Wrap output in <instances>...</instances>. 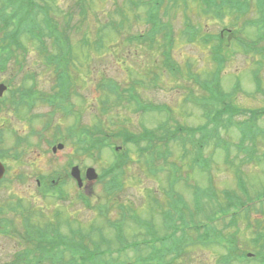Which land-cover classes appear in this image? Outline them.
<instances>
[{
    "label": "rangeland",
    "instance_id": "obj_1",
    "mask_svg": "<svg viewBox=\"0 0 264 264\" xmlns=\"http://www.w3.org/2000/svg\"><path fill=\"white\" fill-rule=\"evenodd\" d=\"M139 1L142 4L136 15L130 4L134 0H82L85 8L92 7L87 12L79 7V0H35L38 9L32 16L39 29L34 33L24 29V21L20 23L21 27H17L15 23L5 24L8 22L0 18L1 52V47L9 41L15 43L7 49L10 59L0 64V82L9 87L4 95L7 100L0 105V150L6 155L3 160L6 174L0 182V231L3 228L5 233L0 232V264H25L22 252L38 250L42 244L30 237L34 235L31 231L28 233V230L36 229L38 234L41 230L51 233L58 228L69 239L79 229L89 241L101 245L94 255L95 264H124V261L134 262L137 257L144 260L143 264H219L218 259L230 248L234 249L233 254L260 250V246H255L250 240L253 231L247 227V221L254 224L264 212V204L254 206L246 222V216L242 214L233 223L230 218L220 217L223 201L216 205L211 202L213 198H209L211 206L209 203L200 214L195 213L194 208L195 195L199 192L195 189L197 186H212L220 198L224 189L237 190L243 198L264 192V55L261 50V53L252 54L246 48L253 46L257 32L251 26H245L242 19L234 24L230 17L204 13L198 0H188L186 7L169 8L168 12L162 0ZM5 2L9 3L8 0H0V8L5 6ZM12 8L9 5L4 16H11ZM187 18L191 19L187 22L188 26L193 25L199 33L197 39L182 33ZM43 19L50 21L49 26ZM169 20L176 29L174 44L166 45L169 39L163 42V32L158 34L159 42L155 44L149 38L150 29L159 22L160 29L169 28L162 26ZM225 27L232 28L233 32L226 34L229 39L222 51L226 61L221 63L223 73L219 78V91L226 93L231 105L225 104L229 109L233 106L234 111H224L218 129L210 134L214 137L209 144L204 143L202 156L211 157L213 163L209 173L196 164L192 165L196 147L194 150L190 145V157L183 160L180 141L169 140L167 144L163 139L165 133L160 135L157 129L165 120L164 123L174 130L178 125L200 128L192 137L197 144L203 128L210 126L198 103L187 101L191 91L201 92L190 75L199 74L201 81L212 77L217 68L216 61L212 59L213 47L202 42L200 35L219 33ZM14 30L16 33L8 34ZM136 34L143 37L130 41L129 38ZM39 36L47 43L45 52L33 40L41 43ZM55 36L70 45L69 54L62 57H66L64 62L69 63L72 72L70 102L75 112H78L77 108L82 109V113L79 111L81 118L68 109H63L54 117L47 114L45 118L50 110L46 104L37 102V107L29 111L20 99L22 91L35 90L47 97L56 90H52L55 75L44 60L45 56L61 55L58 45L50 44ZM89 37H102L104 47L99 49L94 46L91 50L84 47L82 40ZM165 50L169 53V61L179 66L183 73L176 71L172 74L164 67L162 59L167 57ZM78 53L90 55L86 64L77 58ZM0 57H5L4 53ZM254 73H258L259 84L253 79ZM103 80L118 83V88L104 87ZM14 92L15 96H12ZM139 102L155 104L156 111L139 112ZM223 103L221 109L225 106ZM228 117L236 124L226 126L224 123ZM78 118L81 119L79 123ZM49 121L50 125L45 130V123ZM239 121H253L260 128L253 140L244 144V148ZM69 129L80 134L78 141L71 139ZM146 129L156 132L158 137H154L152 147L143 152L141 149L149 140L141 139L136 145H125L122 139L112 138L123 145L122 152L128 161L121 177L124 187L112 191L108 174L100 179L98 174L105 172L116 151L108 147L90 150L86 148L89 146L86 137L88 139L93 134L98 140L101 133L103 136H115L121 131L138 136ZM218 134L231 145L230 162H227L224 149L214 146ZM183 136H188L185 131ZM18 137L23 138L20 144L16 143ZM58 143H62L63 147L53 152L52 147ZM169 144L171 153L165 158L162 155ZM15 152L20 154L18 159L13 157ZM252 153L256 154V159L248 160ZM71 161L80 166L83 175L89 167L97 172L95 178L86 181L85 188H78L69 176ZM172 164L181 168L178 178L170 176ZM238 173L244 180L241 188L238 186ZM210 174L212 182L209 181ZM39 179L41 183H38ZM63 179L66 180L64 184ZM45 181L51 186L46 187ZM172 191L184 199V206L176 204L180 211L174 212V216L184 222L192 218L199 226L206 224L207 220L217 219L214 224L221 246L198 244L180 256L162 255L164 259L152 253L155 241L159 244L163 240L152 237H170L172 232H168L163 216V211L169 209V194ZM203 200L208 202L206 197ZM154 229L158 231L157 235L152 231ZM200 232H204L202 227ZM76 237L68 243L73 248L75 242H79ZM211 237L214 235L211 234ZM51 242L53 250L62 247L60 243ZM93 244L90 246L94 247ZM108 248L110 250L107 251ZM120 249L123 251L118 252ZM261 249L264 250V246ZM69 257L65 258L67 262ZM51 259V263L46 260L44 264L63 263L58 253H54ZM83 264L91 263L85 261ZM231 264L264 262L258 259L242 262L235 257Z\"/></svg>",
    "mask_w": 264,
    "mask_h": 264
},
{
    "label": "trees",
    "instance_id": "obj_2",
    "mask_svg": "<svg viewBox=\"0 0 264 264\" xmlns=\"http://www.w3.org/2000/svg\"><path fill=\"white\" fill-rule=\"evenodd\" d=\"M170 1L171 2L169 3V8L171 9V8H174L176 6V4H175V2H173V0H170ZM206 1L210 4H212L213 6H215V4L218 0H203L204 3H206ZM19 3H20V7H23L24 4H27V7H29V8L31 7V4H32L31 0H19ZM91 3H92V1H91ZM77 4L79 5V7H82L81 9H85L84 10L85 12H87V10L90 11V9L92 8L91 6L89 7L90 9L88 7L85 8V5L83 4L82 0H79V2ZM177 7L178 6H176L175 8H177ZM33 11H34V7H33ZM5 13L6 12L4 10V7L0 8L1 17L3 20H6L7 22H10L11 18L15 17L14 15L9 16V17L2 15ZM221 15L230 16V19L234 20V24H235V21L238 22L239 20L242 19L243 21H245L244 24L246 23L245 26L249 25V26L257 27L260 31V34H264V0H221ZM124 23L125 22H123L122 26L124 25ZM159 23H157L153 26L152 33L150 34V38L152 40L156 39L157 40L156 43H158L159 38H157V35L162 31L163 33H165L164 37H163L164 41L166 42V39H169L168 42L166 43V44H168L171 42V40H173V38L175 39L176 29L173 26L171 20L164 22V24L162 25V26H168L169 28L164 27V29H160L158 26ZM26 24H27L25 27L26 29L33 28L35 30L34 24H32V23L29 24V21ZM185 27H184V30H182L183 34L186 33V34H189V36L192 34V36H194L193 35L194 33H198L194 29V27H192L194 31H192L191 27L188 26L187 24L185 25ZM9 34H13V32H9ZM209 37H211V36L209 35ZM137 38L140 39L139 34L131 36L130 41H133ZM202 38L206 42L212 41L209 38L208 39L204 38V37H202ZM262 39H264V36L262 37ZM218 40H219V43H217L215 45L216 46L215 47V55H216V58H218L221 61L222 57L219 58L218 55H221V51H222V47H223V45H222L223 38L218 37ZM82 41H83V46L86 48H90V50L94 46H96L99 49L104 47V41H103L102 37H97L96 39H93L92 37H89L87 39L83 38ZM254 42H255L254 46L251 45V46L247 47V49H249L248 51H251L249 53L258 54L257 51L261 50V46L263 45L264 41L263 40H257ZM69 48H70L69 44L65 46V50H67L68 52H69ZM254 49H256V51H254ZM262 49H264V47ZM90 52L91 51H89V53ZM215 55H214V58H215ZM89 56H85V55L82 56L83 60H88ZM167 56H168V53H167ZM169 70L173 73L176 71H178L179 73H183V70L179 66L177 68L173 66ZM71 73L72 72H71L70 66H68L67 68H61V67L58 68V75H59V78L61 79L62 87L65 88V86H66L65 78H69ZM190 76H193L197 80H199V78L195 75H190ZM200 83H201V86L203 88L205 87L204 88L205 90L212 93L211 94L212 96L216 94V92H213L215 90L214 87L211 86L210 84H208L209 81L204 80V81H201ZM55 98H56L55 100H58V97H55ZM55 100L50 99V102L58 103ZM225 103H228L231 105V103L227 100L223 103V105ZM59 105L63 106L61 102H59ZM233 108L234 107L232 106L229 109L227 107V104H225L223 109H216V113H214L212 115L213 120L217 121L218 118H221V115L224 113V111L225 112L228 111L230 113L231 112L233 113V111H234ZM165 131H167V127L162 128V132H158V131L157 132L161 135ZM152 135L156 137L157 133L152 132ZM136 137H138V136H136ZM163 137H164V135L161 136V138H163ZM200 146H201V144H200ZM227 159H229V157ZM226 198L231 201L233 199V196L230 193H226ZM260 198H262V195H260ZM239 207H240L239 205H236L235 208L238 209ZM250 211H251V209H250ZM250 211L246 210V211L242 212L243 216L244 217L246 216L245 222L248 220V218L250 216ZM247 224H248L247 227L253 231V237L250 239L251 242L254 243L255 246H260L259 255L263 254L264 251H262L261 246L262 247L264 246V213H261V217H258V219L255 221L254 224H252L251 221L250 222L247 221ZM36 230H28V233H30L29 231H31V233H33L34 235H33V237H32V235L30 237L33 239H38L40 242H42V244L40 245L41 247L38 250L37 249L28 250L27 249V250H24L22 252L23 253L22 255L25 257V261H24L25 264H44L46 262V260H48V262L51 263V260H52L51 257H52V255H54V253L60 254L62 258H66L68 255V256H70L68 259L70 261L69 263H72V264L75 263L74 260L77 259L75 254L79 253L78 252L79 249L75 250L71 245H68V243H71L72 241H74L75 237L71 236V239H69V237H67L66 235L61 233L58 228H55V230H56L55 232L53 229L51 233L48 230H41L38 232V234H36ZM51 241H55V244L60 243L62 245V247L57 248L58 250H53L52 246H51V243H52ZM79 241H80V239H79ZM75 244L78 246V248L79 247L82 248V251H86V249H88L87 243L84 241V239H82V243L75 242Z\"/></svg>",
    "mask_w": 264,
    "mask_h": 264
},
{
    "label": "water",
    "instance_id": "obj_3",
    "mask_svg": "<svg viewBox=\"0 0 264 264\" xmlns=\"http://www.w3.org/2000/svg\"><path fill=\"white\" fill-rule=\"evenodd\" d=\"M3 85L1 84L0 85V94H2V92H3ZM5 88V87H4ZM76 171H75V174L77 173H79V170L78 169H75ZM3 172H4V169H3V167L0 165V178H1V176L3 175Z\"/></svg>",
    "mask_w": 264,
    "mask_h": 264
},
{
    "label": "bare ground",
    "instance_id": "obj_4",
    "mask_svg": "<svg viewBox=\"0 0 264 264\" xmlns=\"http://www.w3.org/2000/svg\"><path fill=\"white\" fill-rule=\"evenodd\" d=\"M102 83H104V80L102 81Z\"/></svg>",
    "mask_w": 264,
    "mask_h": 264
}]
</instances>
